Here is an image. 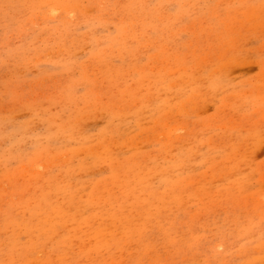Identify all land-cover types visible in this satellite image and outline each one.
Here are the masks:
<instances>
[{
  "label": "rangeland",
  "instance_id": "obj_1",
  "mask_svg": "<svg viewBox=\"0 0 264 264\" xmlns=\"http://www.w3.org/2000/svg\"><path fill=\"white\" fill-rule=\"evenodd\" d=\"M0 264H264V0H0Z\"/></svg>",
  "mask_w": 264,
  "mask_h": 264
}]
</instances>
